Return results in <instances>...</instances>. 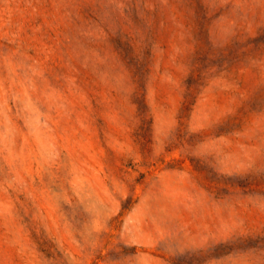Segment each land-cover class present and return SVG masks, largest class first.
<instances>
[{"label":"rangeland","instance_id":"374dc122","mask_svg":"<svg viewBox=\"0 0 264 264\" xmlns=\"http://www.w3.org/2000/svg\"><path fill=\"white\" fill-rule=\"evenodd\" d=\"M0 264H264V0H0Z\"/></svg>","mask_w":264,"mask_h":264}]
</instances>
